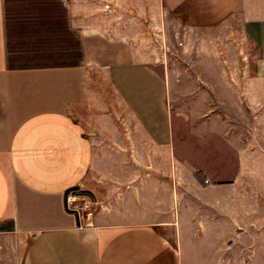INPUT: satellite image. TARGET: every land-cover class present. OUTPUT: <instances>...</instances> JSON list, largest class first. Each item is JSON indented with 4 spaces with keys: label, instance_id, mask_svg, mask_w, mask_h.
<instances>
[{
    "label": "crops",
    "instance_id": "0c3cea01",
    "mask_svg": "<svg viewBox=\"0 0 264 264\" xmlns=\"http://www.w3.org/2000/svg\"><path fill=\"white\" fill-rule=\"evenodd\" d=\"M158 12L255 50L233 76L235 140L217 127L230 179L177 187L171 86L145 42ZM261 158L264 0H0V264H264L261 168L247 180L242 164ZM77 188L97 204L88 225L66 210Z\"/></svg>",
    "mask_w": 264,
    "mask_h": 264
},
{
    "label": "rangeland",
    "instance_id": "374dc122",
    "mask_svg": "<svg viewBox=\"0 0 264 264\" xmlns=\"http://www.w3.org/2000/svg\"><path fill=\"white\" fill-rule=\"evenodd\" d=\"M155 17L158 35L155 40L145 42L147 47L148 43L157 47L156 71L171 86L166 106L175 136V151L181 161L177 187L186 189L197 181L206 185L208 181L230 179L237 165L236 146L223 144L217 135V127L226 121L228 138L235 140L234 123L239 113L233 104L236 95L233 87L242 81L238 82L233 76L240 71L253 70L255 50L233 27L224 26L225 31L220 32L213 27H190L160 12ZM210 123L216 127V134L197 129ZM211 153L227 159L226 162H207ZM242 164L251 169L244 172L248 173L245 176L247 180L253 181V169L261 168L264 183V158L242 160ZM158 169L160 173L172 172L173 166L166 164ZM207 171L215 173L216 177L208 180ZM79 192L84 195L81 190ZM88 200L90 203L77 202L86 222L90 220L87 212L97 206L90 198Z\"/></svg>",
    "mask_w": 264,
    "mask_h": 264
},
{
    "label": "built area",
    "instance_id": "2783aa9c",
    "mask_svg": "<svg viewBox=\"0 0 264 264\" xmlns=\"http://www.w3.org/2000/svg\"><path fill=\"white\" fill-rule=\"evenodd\" d=\"M86 201L90 203V200L85 195H82L79 192V189H70L65 193V205L66 210L70 213H74L79 217L80 219L85 218L84 214L81 213L82 209L80 206H77L78 201ZM92 216L91 211L87 212V218H90ZM89 224L88 222L86 223Z\"/></svg>",
    "mask_w": 264,
    "mask_h": 264
}]
</instances>
